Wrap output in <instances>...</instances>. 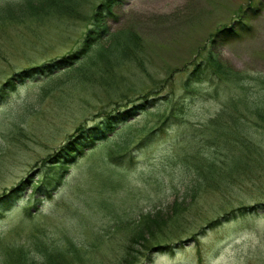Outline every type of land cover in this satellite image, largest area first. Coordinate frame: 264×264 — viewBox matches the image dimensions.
Instances as JSON below:
<instances>
[{"label":"rangeland","instance_id":"obj_1","mask_svg":"<svg viewBox=\"0 0 264 264\" xmlns=\"http://www.w3.org/2000/svg\"><path fill=\"white\" fill-rule=\"evenodd\" d=\"M103 1L0 20V195L24 188L0 205V264H29L21 249L53 264L35 239L63 264H264V0H122L85 48ZM226 27L241 36L221 41ZM209 51L230 76L186 88ZM107 117L113 129L37 191L70 136ZM149 213L168 248L148 259L132 225Z\"/></svg>","mask_w":264,"mask_h":264},{"label":"trees","instance_id":"obj_2","mask_svg":"<svg viewBox=\"0 0 264 264\" xmlns=\"http://www.w3.org/2000/svg\"><path fill=\"white\" fill-rule=\"evenodd\" d=\"M50 1L52 0H0V20H9V17H12L14 15L13 13V9H21L24 12L29 13L30 11L33 10H40V8H43L45 4H49ZM122 2V0H104L101 5L98 6L97 11L95 12L94 16L92 18H94L93 20V28L90 29V31L88 32L86 41H85V48L86 47H91L92 44L88 43V40L91 41V43L93 42H97L99 39H101L103 36L107 35V34H111L110 30H109V26H108V22L110 19H116L117 16H115V11L114 8L117 7V5H119ZM41 12V11H40ZM245 26V24H243ZM246 28H248V25L245 26ZM219 36H221L220 38L222 39L221 41L224 42H231L234 39H237L241 36V32L237 29H235L234 27H226L225 29L221 30L219 32ZM88 39V40H87ZM214 40V39H213ZM213 43V41H212ZM86 50V49H85ZM207 55V58L204 62L203 67L201 69L202 71V76H195L194 78H188L186 83H185V87L188 88L190 85L193 86V82H205L206 80H210L211 83L215 86L220 85L221 83L224 82V79L227 80L228 77L231 74V71L228 70V68L222 63V61H220L219 57L217 56V54H214L213 51H209ZM68 57V56H67ZM67 59V58H66ZM63 60H56L53 61L51 63L48 64H44L43 66H41V71L44 67H46L47 70H54L55 66H57L56 68H59L58 65L61 64ZM64 66V65H63ZM35 69V68H34ZM46 71V70H45ZM200 73V72H197ZM9 91H6L5 93H3L4 95H7ZM219 91H215V93H219ZM1 96V94H0ZM225 110H223L224 112ZM215 120V119H214ZM110 123L109 124V131L111 129H113V123H111V119H106V121H102L99 123H96L97 125L91 126V127H87V128H80L74 135L70 136L68 142H66V144L60 149L62 150V152L57 151L55 153V157L52 156V158L49 160L53 163V165L49 166V169H53V170H62L61 172H59V177L56 175L57 172H52V174H47L49 175V177L47 179L43 178L41 180L40 183H35L34 187L37 190H43L44 188H46L47 190L52 186L53 181L57 180V183L60 182V179L63 177L64 173L67 171V168L75 162V159L77 157H79V155H81L83 153V150L85 149V147L88 148V146L90 144H93L97 139H102L105 135H103V132H106V130H102V128L104 127L103 124L106 123ZM215 125V124H214ZM107 135V134H106ZM211 158V157H210ZM209 158V159H210ZM66 168V169H65ZM65 169V170H64ZM22 184H25L26 182L23 180L21 182ZM200 183V182H199ZM41 184V185H40ZM198 183L195 184V187L197 186ZM56 185L53 186V189L55 188ZM20 189H24L23 187H15L12 190L8 191L7 193L0 195V205L3 204V208L4 205H6V203L8 204L7 207H9V203L12 200L11 198H15V196L19 193L18 190ZM37 190V191H38ZM50 195V193H49ZM12 207V206H11ZM256 208V207H254ZM6 209V208H5ZM8 210H10L11 208H7ZM239 210H243V208H240ZM236 211V210H235ZM234 211V212H235ZM233 212V213H234ZM158 213V212H157ZM156 213V214H157ZM160 214V211L159 213ZM152 214H144L142 216H140V219L137 220L135 222L134 225H132V227L134 226V232H137L138 234L143 233V236L145 237V235L149 234L148 239L145 240V242H151L150 247H146L144 248L147 253H144L145 256H147V258H150L149 255V251L151 249L158 250L160 251H164L166 248H168V246L164 245V244H154V243H158L157 240H152L155 235V233L159 230V226H161L162 221L159 220V218L156 216L155 218H151ZM150 217V218H149ZM1 218H4V215H0V220ZM154 235V236H153ZM140 238V237H139ZM152 240V241H151ZM154 241V242H153ZM45 241H43L42 239H35V241H32V243L34 244L35 248L34 250L38 252V254H40L42 256L43 262L46 261H50L52 260L53 264L56 263H60L63 264V259L61 257V255H59L58 253H56V250H52L50 248V246H48L46 243H44ZM134 243H138V242H132V245H134ZM133 250V249H132ZM58 251V250H57ZM138 251H140L139 253L143 252L141 249H139ZM19 257L21 260H24L25 263H29V264H40L38 261L34 262H30L28 261L29 257H31L30 252L27 251V249H21L19 251ZM139 254H132V256L128 257L130 258L129 260L134 259L136 256H138ZM128 256V253L125 254V256L123 257L122 261H124L125 257ZM32 258V257H31ZM148 258V259H149ZM137 259V258H136ZM125 260H128L127 258ZM135 260V259H134ZM136 263V260L135 262Z\"/></svg>","mask_w":264,"mask_h":264}]
</instances>
